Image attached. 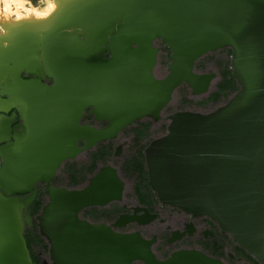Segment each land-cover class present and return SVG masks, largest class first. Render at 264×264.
<instances>
[{
    "label": "water",
    "instance_id": "obj_1",
    "mask_svg": "<svg viewBox=\"0 0 264 264\" xmlns=\"http://www.w3.org/2000/svg\"><path fill=\"white\" fill-rule=\"evenodd\" d=\"M100 33L108 35L106 59L56 31L40 41L50 81L32 73L2 82L0 118L10 120L0 141L2 200L22 202L18 195L46 185L48 200L36 219L52 264H226L198 249L159 258L155 237L81 217L86 207L122 198L124 181L113 165L102 166L81 188L55 185L54 178L66 160L117 139L135 122L159 121L181 85L194 95L208 92L216 73L198 72L196 63L230 47L237 91L210 111L170 114L166 133L145 149L148 179L163 205L210 218L264 264V0H127L124 18ZM158 40L171 50L166 74L158 67ZM88 111L104 125L83 121ZM10 113L20 119L12 127ZM22 211L23 264H33ZM157 216H127L122 223L146 224ZM11 242L0 219V264H18Z\"/></svg>",
    "mask_w": 264,
    "mask_h": 264
},
{
    "label": "rangeland",
    "instance_id": "obj_2",
    "mask_svg": "<svg viewBox=\"0 0 264 264\" xmlns=\"http://www.w3.org/2000/svg\"><path fill=\"white\" fill-rule=\"evenodd\" d=\"M27 1L37 8H42L47 5L49 0ZM62 12H64V10H62ZM6 16L7 12L5 10L3 0H0V18H4ZM10 17L11 20H14L16 18V14L13 13ZM4 31L5 30L0 25V36L4 34ZM45 32L49 31L45 30L43 34ZM80 36L82 37L84 34H80ZM34 43L35 47H38L39 49H33L34 57H32V61H35L38 68L42 70L40 74H42L46 81H50L45 73H43L39 38H37ZM155 46L159 50V70L166 74L171 60V50L167 45H164V43L162 44L159 40L156 41ZM9 47L22 50L21 46H19L16 42L12 45L9 44L6 48L9 49ZM23 51L29 54L28 52L30 50L28 52L25 50ZM231 55L232 49L230 47H224L215 52H210L204 55L196 63V70L198 72L216 73V78L212 81L208 92L194 95L192 94V90H190L191 88L187 84L181 85L179 88L175 89L174 98L162 112V118L159 121H154L150 118L137 121L133 125L126 128L117 139L106 143H99L94 148L81 153L76 159L66 160V162H64L59 169L56 178L54 179V183L56 185H64L70 188L76 186L79 187L84 185L88 178L101 165L111 164L114 165L115 168L117 167L119 169V172L127 183L125 188V202H128L129 205L149 206L153 210H158L162 213V216L167 217L168 213L174 210V208L170 206H163L158 201L156 192L148 184L145 149L151 140L166 133L170 122L169 116L173 112L184 109L207 112L224 104L234 94V92L237 91L239 86L236 80L232 77ZM108 56L109 53L107 51H104L101 54L103 59H106ZM11 65L13 64H10L9 66ZM11 72L17 76L30 74L23 71V69L18 72ZM9 74H2L0 77V83L11 79ZM8 115L12 118V123H16L20 120L17 115ZM83 121L99 124L93 120V117L89 112L85 114ZM120 143L123 144V149L121 154L117 156L115 154V147ZM45 189L46 185L39 183L36 185L33 194L18 195V198L24 204V207L22 208V220L24 225L23 234L33 264H52L49 254V243L47 239L41 235L36 219V215L41 211L42 206L48 200V196L44 192ZM121 207V202H115L99 209L102 211L100 216L93 217L85 210L81 215L85 217H92L94 221L110 222L116 215L114 211L117 210L116 212H119ZM134 226L137 230L142 232V235L145 238H151L153 234L157 236L155 237L157 238V242L153 245V251L159 258L169 256L176 247H181L186 244V240H184L170 245L167 240L171 231L167 229L166 223H161L158 220L147 226H137L136 224H134ZM224 236L230 242L229 250H231L236 256H242L243 261H247L249 264H261L237 243L232 241V237H230L229 234ZM197 245L202 247L199 243ZM226 259L227 260L225 261H227L228 264H240V262L229 260L228 258Z\"/></svg>",
    "mask_w": 264,
    "mask_h": 264
},
{
    "label": "bare ground",
    "instance_id": "obj_3",
    "mask_svg": "<svg viewBox=\"0 0 264 264\" xmlns=\"http://www.w3.org/2000/svg\"><path fill=\"white\" fill-rule=\"evenodd\" d=\"M3 3L7 16L0 18V25L5 30L0 36V51L2 50L0 73L4 71L6 75L11 70L19 71L20 65L33 74L41 73L42 70L38 68L37 63L32 61L33 49L36 48L34 42L37 38L41 41L43 35L56 31H65L74 35L79 43L95 56L102 54L107 34L100 32L112 31L115 24L124 18L127 0H49L42 8L33 6L27 0H3ZM13 13L16 14V18L11 20L10 16ZM69 17L75 21L68 24ZM45 30L49 32L43 34ZM80 34L84 36L81 37ZM15 42L22 50L6 48ZM23 50L27 52L30 50L29 54ZM10 64L13 65L9 66ZM9 75L10 78L17 76L13 72ZM4 123L0 121V141L7 138L3 137ZM2 199L0 195V206L3 207L0 210V219L6 233L8 232L12 238L11 253L18 264H23L21 243L17 234L18 218L24 204L16 198Z\"/></svg>",
    "mask_w": 264,
    "mask_h": 264
},
{
    "label": "flooded vegetation",
    "instance_id": "obj_4",
    "mask_svg": "<svg viewBox=\"0 0 264 264\" xmlns=\"http://www.w3.org/2000/svg\"><path fill=\"white\" fill-rule=\"evenodd\" d=\"M101 51H102V49L100 50L99 53H101ZM20 67L21 68H20L19 71H22V69H23V71L28 72V71H26L23 68V65H20ZM11 71H14V70H11ZM11 71H8L7 74H9ZM14 72H18V71H14ZM4 73L5 72L2 71L0 74H4ZM28 73H30V74L29 75H25V77L26 76L29 77V76L32 75L31 72H28ZM93 120H94V117H93ZM0 121H4L5 122L4 126H3V128H4V134H3L4 136L3 137H7L8 131H9L7 125L9 124L10 120L8 118L2 117V118H0ZM85 122H87V121H85ZM88 123L94 124V123H91V122H88ZM97 123H99V124H95L97 126H103L104 125V123H100V122H97ZM11 124H12L11 125V127H12L15 123L11 122ZM109 141H112V140H109ZM109 141H107V142H109ZM101 143H106V142H101ZM120 145H121V149L119 150L118 147ZM122 149H123V144L122 143L118 144L115 147V154L117 156H119L121 154V152H122ZM145 162H146V157H145ZM104 165H108V164H104ZM104 165H101L88 178L87 182L84 185L79 186V187H77V186L76 187H71V188H81V187L86 186L89 183L90 179ZM116 169L118 171L119 176L124 181V188H122L123 189L122 198L120 200H113L110 203H108L106 205H103V206H101V205H93V206L86 207V208H84L82 210V212L85 210V211H88V214H90L93 217L94 216L95 217L96 216H100V213H102V211L99 210V209H102V208H104V207H106V206H108V205H110L112 203H115V202H121L122 203V207L119 210V212H116L117 210L114 211L116 213V215L113 217V220L110 221V222L94 221L92 219V217H88V216L85 217L83 215H81V217L89 220L92 223H105V224L111 225L115 230L120 231V232L140 231V230H137L135 228L134 224H136L137 226H147V225L152 224L156 220H158L161 223H166L167 224V229H169L171 231L170 232V236H168V240H167V242L170 245L175 244L178 241L182 242V241L186 240V244L185 245H182L181 247H176L175 250H178V249H198V250H201L202 252H204L205 254H207L208 256H211L213 258L215 257L216 259H219V260L223 261L226 264H228L227 261H225V260H227L226 258H228L229 260H234L236 262H240V264H249V262L243 261V257L242 256H236L231 250H229L230 242L224 236V235H227V233L222 232L221 229L218 227V225L214 221H212L210 218H208V217H201V216L196 217V216H193L191 214H187V213H185V212H183V211H181V210H179L177 208H174V207H172V208H174V210L170 211L168 213V216L166 217V216H162V213H160L158 210H153L149 206L129 205L128 202L124 201L125 200V188L127 186V183H126L125 179L122 177L121 173L119 172V169L117 167H116ZM146 172H147V179H148L147 163H146ZM148 184L150 186L149 179H148ZM61 186H64V185H61ZM157 198H158V196H157ZM158 201L161 203L159 198H158ZM163 206H167V205H163ZM141 208H146L147 211H145L144 209H141ZM82 212H81V214H82ZM150 213L157 214L158 216H157V218H155V220H153V221H151L149 223L140 224L139 219L131 221V222H126L125 224L122 223V222L126 221L125 217H127V216H136L138 218H140V216H143L140 219L141 220H145V217L148 214H150ZM117 222H120L123 225L122 226H113V224H115ZM152 237H157V236L155 234H153ZM232 241H233V239H232ZM156 242H157V238H156ZM198 243L201 244L202 247H199L200 245H197ZM175 250H173V251H175Z\"/></svg>",
    "mask_w": 264,
    "mask_h": 264
},
{
    "label": "clouds",
    "instance_id": "obj_5",
    "mask_svg": "<svg viewBox=\"0 0 264 264\" xmlns=\"http://www.w3.org/2000/svg\"><path fill=\"white\" fill-rule=\"evenodd\" d=\"M53 5H50V7H52Z\"/></svg>",
    "mask_w": 264,
    "mask_h": 264
}]
</instances>
